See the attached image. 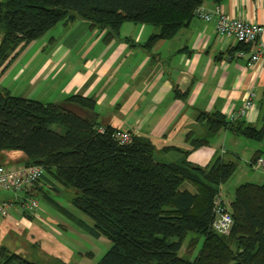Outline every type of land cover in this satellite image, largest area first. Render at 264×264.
Listing matches in <instances>:
<instances>
[{"label":"trees","instance_id":"trees-1","mask_svg":"<svg viewBox=\"0 0 264 264\" xmlns=\"http://www.w3.org/2000/svg\"><path fill=\"white\" fill-rule=\"evenodd\" d=\"M202 1L0 0V73L29 43L60 22L83 19L91 28L105 31L104 42L117 38L125 22L148 24L157 29L144 44L150 47L174 37L195 17ZM94 107L92 97L73 94L48 103L15 96L0 86V152L21 151L26 166L42 167V177L63 191L75 190L70 201L92 225L75 219L46 191L43 197L93 238L103 236L111 242L96 264H264V183L235 188L228 207L233 219L230 233L219 234L211 227L213 200L235 164L216 160L202 167L188 161L189 150L181 151L177 160L157 162L152 138L129 132L130 141L120 143L114 137L120 129L101 125ZM198 119L206 120L207 133L191 141L193 149L207 145L222 127L250 139L264 138V128H242L238 120L218 113H200ZM189 233V246L203 239L192 260L179 255ZM230 242H236V250ZM0 264L39 263L1 246Z\"/></svg>","mask_w":264,"mask_h":264},{"label":"crops","instance_id":"crops-1","mask_svg":"<svg viewBox=\"0 0 264 264\" xmlns=\"http://www.w3.org/2000/svg\"><path fill=\"white\" fill-rule=\"evenodd\" d=\"M216 4L232 18L264 25V0H203L201 6L213 10ZM156 31L148 24L125 22L117 38L104 42L105 31L91 28L83 19L60 22L29 43L0 73V86L15 96L19 92L20 97L48 103L73 94L92 97L101 125L152 138L163 145L160 150L167 149L168 162L189 150L188 161L202 167L216 160L234 163L235 171L227 180L233 189L247 182L264 183V167L256 163L257 158L264 159V138L250 139L222 127L207 145L191 147L192 140L207 133L206 120L198 119L200 113L233 117L242 128H264V67L247 64L250 46L217 36L214 21L196 17L171 39L145 47ZM240 50L246 54L238 56ZM29 53L33 57H27ZM250 94L253 105L239 116ZM25 160L19 150L0 152V164L10 170L26 167ZM184 185L193 190L188 182ZM45 191L49 196L51 191L64 192L49 177L17 195L0 187V201L11 205L7 216L0 215V247L8 248L9 238L23 234L32 239L37 236L39 243L45 244L50 240L40 235L44 227L60 233L49 225L45 211L37 209L27 215L20 207V198L38 200Z\"/></svg>","mask_w":264,"mask_h":264},{"label":"rangeland","instance_id":"rangeland-1","mask_svg":"<svg viewBox=\"0 0 264 264\" xmlns=\"http://www.w3.org/2000/svg\"><path fill=\"white\" fill-rule=\"evenodd\" d=\"M60 28L61 26L59 24L56 31ZM38 46L36 48H38ZM32 53H29L27 57H33L31 56ZM17 85L19 88L21 87L19 81L16 83V86ZM17 96H21V93L18 92ZM157 143H155L156 150L154 153V159L157 162H168V152L165 153L160 150L163 145ZM43 180L44 176L41 178V181ZM234 190L235 189H233V186L230 185L229 182L221 187V197L227 208L233 200ZM74 194L75 190L72 189L64 190V192L60 194H55L52 191L50 192V196L61 206L71 211L76 218L92 225V220L71 204L70 199ZM38 202V209L40 211H45L43 216L46 218L49 225L55 227L60 233L55 234L46 231L45 227L42 226V224H39V226L44 227V231L40 232V235L47 237L46 239H49L50 241L46 240L44 241L45 244H40L37 236L35 239H32L30 236L23 234L20 238L15 237L8 239L7 242L10 251L20 254V256L28 261L39 264H96L110 248L111 242L107 238L103 236L99 239L93 238L71 217L63 213L59 208L48 203L42 196L38 198ZM192 237V233H189L179 251L180 256L191 260L198 254L203 240L202 238L198 239L196 244L192 247L188 245ZM230 247L233 251L236 250V242H230Z\"/></svg>","mask_w":264,"mask_h":264},{"label":"built area","instance_id":"built-area-1","mask_svg":"<svg viewBox=\"0 0 264 264\" xmlns=\"http://www.w3.org/2000/svg\"><path fill=\"white\" fill-rule=\"evenodd\" d=\"M194 16L203 21H214L217 36L223 38L231 37L239 43L249 45L247 64L250 66L254 63H259L264 67V38H262L264 36V25L232 18L226 15L218 4L214 6L213 10H207L199 6L195 9ZM245 54L241 50L237 52L238 56ZM252 96L253 94H250L245 99L237 113L239 116H243L252 107ZM233 119V117H230L229 120ZM99 131L103 132L104 129L100 127ZM114 137L120 143H127L131 139V134L127 131L117 130ZM256 163L258 166L264 167V159L258 158ZM42 174L43 168L40 166H26L20 170H10L0 164V187L17 195L34 185L42 177ZM19 203L21 209L29 214L34 213L39 208V202L34 197L20 198ZM10 207L11 205L8 202L0 201V215L3 217L7 216ZM213 213L212 229L222 235L229 234L233 219L220 195H217L213 200Z\"/></svg>","mask_w":264,"mask_h":264}]
</instances>
